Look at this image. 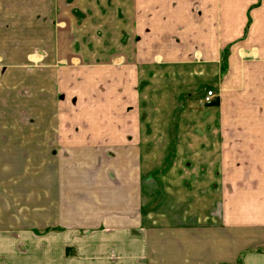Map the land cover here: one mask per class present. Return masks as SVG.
I'll use <instances>...</instances> for the list:
<instances>
[{
  "label": "crops",
  "instance_id": "crops-1",
  "mask_svg": "<svg viewBox=\"0 0 264 264\" xmlns=\"http://www.w3.org/2000/svg\"><path fill=\"white\" fill-rule=\"evenodd\" d=\"M0 235L33 246L0 264H264V0H0Z\"/></svg>",
  "mask_w": 264,
  "mask_h": 264
},
{
  "label": "rangeland",
  "instance_id": "rangeland-1",
  "mask_svg": "<svg viewBox=\"0 0 264 264\" xmlns=\"http://www.w3.org/2000/svg\"><path fill=\"white\" fill-rule=\"evenodd\" d=\"M214 104V103H213ZM50 232H60L58 230H21V231H8L6 232V237H11V238H16V240H21V239H40V238H45L48 236V234ZM1 236V235H0ZM14 236V237H13ZM32 250L33 246L32 245H28L26 246V244H22L20 242H17L14 245H11L10 243L8 245H6L5 247L0 246L1 249V255H4L6 253H10V254H17V253H21V254H28L29 250ZM32 252H37L36 250H33ZM69 254L71 253V251H68Z\"/></svg>",
  "mask_w": 264,
  "mask_h": 264
},
{
  "label": "built area",
  "instance_id": "built-area-1",
  "mask_svg": "<svg viewBox=\"0 0 264 264\" xmlns=\"http://www.w3.org/2000/svg\"><path fill=\"white\" fill-rule=\"evenodd\" d=\"M216 94L213 90H208L205 97H204V103L206 105H212L215 102Z\"/></svg>",
  "mask_w": 264,
  "mask_h": 264
},
{
  "label": "flooded vegetation",
  "instance_id": "flooded-vegetation-1",
  "mask_svg": "<svg viewBox=\"0 0 264 264\" xmlns=\"http://www.w3.org/2000/svg\"><path fill=\"white\" fill-rule=\"evenodd\" d=\"M208 90H213V91L215 92V94H216V91H215L214 89H207V90H206V93H207ZM206 93H205V95H206ZM205 95H204V97H205ZM204 97H203V102H204ZM216 98H217V95H216ZM215 100H216V99H215ZM204 104H205V103H204ZM205 105H206V104H205ZM212 105H213V104H212ZM207 106H211V105H207Z\"/></svg>",
  "mask_w": 264,
  "mask_h": 264
}]
</instances>
